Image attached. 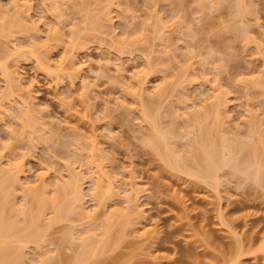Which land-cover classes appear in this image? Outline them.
Instances as JSON below:
<instances>
[{
    "label": "rangeland",
    "instance_id": "1",
    "mask_svg": "<svg viewBox=\"0 0 264 264\" xmlns=\"http://www.w3.org/2000/svg\"><path fill=\"white\" fill-rule=\"evenodd\" d=\"M53 1L0 0L3 9L8 10L12 4L20 7L23 19L31 27L25 33L20 28L10 30L12 20L9 24L5 20L6 28L0 35V64L17 72L18 86L23 91L11 89L17 92L15 96H25L34 108V119L40 117L38 121L44 127V133L40 130L33 136L20 135L19 118L14 119L11 112L17 106L9 110L11 106L2 102L6 113L0 111V167L7 162H20L24 171L19 178L21 184L33 182L42 173L48 181H55L65 177L68 168L79 172L84 182L90 181L87 173L91 171L86 168H89V136L94 135L99 148L94 160L115 187L113 192L104 188L102 197L97 195L101 205L96 223L103 222L113 211H118L120 217L116 214L117 220L112 222L109 215L111 224L107 222V228L106 221L97 228L96 223L92 224L91 231H87L95 235L99 241L95 245L101 251L79 264H226L225 260L233 257L229 247L238 240H243L239 264H264V250L260 248V235L264 231V180L258 182L263 184L259 186L252 177L244 179V174L233 168L231 172L227 166L217 171L213 186L204 182L206 179L201 182L202 179L187 172L188 175L167 167L154 146L151 148L146 141L152 134V118L163 134L174 130L175 135L169 141L180 156L188 151V143L199 128H207L210 137L219 140L212 113L203 120L202 111V121L198 125L191 122L189 126V116L183 112L186 106L194 104L199 109L205 101L210 102V98L205 99L214 88L212 94L216 91L222 101L218 108L221 123L224 121L222 130L230 128L236 135L237 126L239 138L244 140L247 135L244 123L250 122L251 146L257 144L260 150L249 161L260 159L264 163V0H247L245 3L249 5H241L242 10L238 4L235 6L238 0H116L117 5L114 3L110 8L108 0H65L64 5L59 3V8L54 7ZM69 28L77 29L81 49H71L68 44ZM56 30L62 34L54 36ZM17 45L24 50L33 49L39 62L48 63L52 74L45 75L37 66L38 61L31 57L15 61L11 53ZM70 54L81 69L60 71V60ZM67 59L65 63L69 66L71 61ZM139 76L150 93L148 99L134 102L131 96L138 90L135 81ZM4 79L0 72V96L6 90ZM154 86H165L164 95L155 97L151 92ZM13 96L18 102V97L16 100ZM144 110L150 117L142 120L139 114ZM198 111L196 114L201 115V110ZM190 114L191 118L195 115ZM234 140L237 156L242 158L241 155L250 153V148L248 151L247 146L242 148ZM260 165L264 171V164ZM248 169L252 170V166ZM126 185L139 191L130 203L133 212L126 209L128 204L121 193ZM14 186L8 185L10 195L5 208L10 210L14 206L15 212L11 208V214L9 211L6 214L16 219L19 232L26 216L16 209L22 196L18 186V190L12 189ZM89 189L88 182L84 183L79 208L74 202L70 206L66 203L60 220L57 217L53 221L52 209H59L56 202L55 208L45 207V218L42 215V221L34 226L42 231L43 243L41 239L42 247H38L42 253L48 254L46 250H50L48 255L54 256L57 250L66 258L64 264L75 263L80 238L86 231L83 228L93 223L78 217L82 207L89 210L95 203ZM51 194L52 189L50 197ZM30 200L27 204H36ZM104 229L110 233L107 241L101 234ZM153 229L154 238H149ZM253 231L258 238L248 243ZM32 245L23 246L20 264H37L39 256Z\"/></svg>",
    "mask_w": 264,
    "mask_h": 264
},
{
    "label": "bare ground",
    "instance_id": "2",
    "mask_svg": "<svg viewBox=\"0 0 264 264\" xmlns=\"http://www.w3.org/2000/svg\"><path fill=\"white\" fill-rule=\"evenodd\" d=\"M245 1H247V0H238L237 3L235 4V6L238 4L239 9L241 8L240 10H242L243 6L241 7V5H244V6L249 5V4H247L249 2L245 3ZM248 1H250V0H248ZM53 2H54L53 5H55L54 6L55 8L56 7L59 8V3H60V5H64L66 3L65 0H55ZM108 2L110 3V4L108 3V7L110 8L111 5L112 6L114 5L116 0H108ZM14 5L12 4L9 7V9H8L9 11L6 10V8H4L5 9L4 10L2 7H0V19H1V21H0V35H2V33H4V31H5V28H6L5 27L6 26L5 20L6 19H8V21L6 20V24L7 23L9 24L10 21L12 20L11 21L12 25L9 26L10 30H12L13 28L14 29L20 28L19 31L22 30L21 32L31 31L30 25L25 21V19H23L24 18L23 11L20 10L21 9L20 7H17V5L16 6H14ZM115 5H117V4L115 3ZM58 8H57V10L55 9L57 12H59ZM25 11H26V9H25ZM7 16H8V18H7ZM58 23L60 24L59 21H58ZM62 28L60 30H62ZM7 29H8V25H7ZM28 29H29V31H28ZM75 29L76 28L68 30V33L70 34V36H69L70 41L68 40V44H70L71 49L79 50L82 48V44L77 42V29L76 30ZM36 30L37 29H35V31ZM25 32H23V33H25ZM59 34H62V32L58 31V30L54 31V33H53L54 36H57ZM164 38H163V41L166 42L167 39H166V37H164ZM17 46H16V48L15 47L13 48L14 51H12V53H11L12 55L14 54L15 61H18V62L24 61V60H27L29 57H31V59L38 61L37 66L42 70V72L45 75H51L52 74V72L50 70V66H48V63L46 64L44 62L45 60L43 62H41V60H40V62H39L38 57L35 54V51L33 49L24 50V49H22V47H20V46L17 47ZM68 52L69 51H67V55H69ZM72 56L73 55L70 54V56L60 60V64H59V70L60 71H63V70H65V71L66 70L79 71V69H81L78 66V62L76 63V61H74L73 59H72L73 61L71 60ZM67 58H70V61H71V64L69 63L70 64L69 66L66 65V63H65L66 60H68ZM70 61H67V63ZM0 72H2V74L5 78L4 80L6 82V88H5L6 90L3 92L2 96H0V111H2L1 113H4V114L6 113V110L3 109L4 104L2 103L4 101H5V103L7 102L8 106H11L9 108V110L11 108L13 109L14 107L17 106L16 107L17 110L14 109V111L11 110V112L14 115V119H15V116H16V120H17V118H19L18 119L19 125L21 124L20 135L24 136V135L28 134L29 136L30 135L33 136V135H36V133H38L40 130H42L41 132L44 133L43 132L44 131L43 123L41 121H38L41 118L35 117V119H34L33 114L35 113V111H33L34 108L32 107L31 103H29L28 100H26L25 96L22 97L19 94H17V96H15L16 95L15 93H17V92L20 93L23 91L21 85L18 86V82H19L20 78L18 79L17 78L18 76L16 77L17 72L13 69L7 68L3 64H0ZM135 76H137V75L135 74ZM140 79H141V77L139 76L137 81H135L136 87H138V90L136 89L137 91H134L133 95L131 93V95H132L131 98H133L132 101L135 99L134 102L139 101V100L142 101L144 98L148 99V96H149L148 94L150 93V92H147L146 89L142 86V84H144V82L142 81L143 78H142V80H140ZM11 88L16 89L17 92L13 91ZM165 89H166L165 86H154L151 92L155 95V97H158V96L161 97L164 95ZM213 91H214V88H213L212 92ZM212 92L210 94V97L205 99V100H209V98H210V100H209L210 102H206L204 100L206 103L204 102L201 105L202 108L200 107L199 109H197L195 107V105L192 104L190 106L193 107V108H191L193 110L190 109V111H189L188 108L190 106L189 107L186 106V107H184V109L186 111H184V109H183V112H184V114L189 116L188 120H190V121L187 124L189 126H190L189 123H191V122H192L191 125H196V124L198 125L202 121L203 118H204L203 120H206L205 116L207 117L210 113H212V116H213L212 122L214 125L213 128H215L216 133H218V132L220 133V134H218L219 140H217V139L215 140V137L214 138H212V136L210 137V134L208 133L207 128H205V129L199 128L198 134H195L194 135L195 137L192 138V140L188 143V146H189L188 151L187 150L185 151V155L188 156V158H185V155H182L183 157L180 156L179 151H176L174 146L172 145V143L169 141L170 137L175 135L174 130H171L172 132L171 131L170 132L165 131L163 134L161 129L159 131L158 125L156 123L154 124L155 118H152V119H150V122H152V124H153V126H152L153 130H152L151 136L149 137L151 139V141L149 138L146 139V141L148 142V145L150 144L149 146L151 148H153V146H154L153 150L157 151L158 156L161 159H163V162L166 164V166L168 164L167 167L170 166L169 168H172V170L174 169V171L178 170L179 172L181 171V173H185V174L188 173L189 175H192L193 177H196V178L198 177L197 178L198 180L201 181V179H202L201 182H203V180L206 179V181L204 180V182L213 183V186H214V184L216 183L215 181H217V180H215L217 177L216 176L217 171L223 167L228 166L231 170L233 168V170L235 172L238 173V171H239V173L241 175L244 174V176H245L244 179H248V178L251 179V177H252L253 182L255 184H258L259 186L263 185V184L258 183V182H260L261 180H264V171H262L263 168H261V165H260V164H264V163H261L262 161H260V159H254V162L249 161L250 157H251V159H253V157H255V155H257V152H259V151H257V149H259L256 146L257 144L251 146V143H250L251 142L250 140L252 139V136H253V130H252L253 128H251L252 127L251 123L250 122H247L248 124H246V122L244 123L246 126V134H247L244 137V140H241L239 138L240 130L237 126L234 127V129L236 128V135L237 136L235 135V133H233V134L231 133L232 131H230V128L226 127L227 128V130H226V128L224 127V131H223L222 127L224 126V121H222V123H221V120H222L221 115L218 114V108L222 104V101H221L220 97L215 93L216 91L213 94H212ZM13 94H14L16 100L18 97V102L14 101L15 99H12ZM14 96H13V98H14ZM150 99H152L151 96H150ZM8 102H11V105ZM150 102H151V100H150ZM153 102H154V100H153ZM13 103H15V105H13ZM19 104H20V107L18 106ZM145 110L143 111V113L141 112L139 114V116L142 120H144L143 118L147 117L146 119H148L150 117V115L148 113H145ZM197 110H199V111L201 110V115H200L199 111H198L199 113L196 114ZM187 111L189 112V114H187L188 113ZM202 111L205 113L203 118H202V114H203ZM190 112L195 114L193 116V118L190 117V115H191ZM141 114H143V116ZM13 115L11 116L12 118H13ZM214 121H215V123H214ZM220 123H221V125H220ZM218 124H219V126H218ZM154 125H156L155 129H154ZM215 126L217 128L221 127L220 131L219 130L217 131V128ZM221 130L223 131V135H222ZM225 130H226V133H225ZM237 131H238V133H237ZM166 134H167V136H166ZM229 134H230V136H229ZM230 139H231V142H230ZM234 139H236V140H234ZM233 140H234V142L238 141V145H240V147L242 146V148L243 147L246 148V146H247L248 151L250 148L251 149L250 153L248 152L247 154L241 155L242 158H240L239 155L237 156L236 153H237L238 149H237V147H235V150H234ZM216 141H218V144L216 143ZM89 144H90L89 145L90 146V153L88 156L89 161L87 162V166L89 165V168H86V170H88L89 172L91 171V172L89 175L87 173L88 178H90V181L87 178L88 179L87 182H88L89 188H90L89 191L90 192L92 191L91 195L90 194L89 195H90V197L91 196L93 197L92 201H93V199H95V203L93 204V207L90 208L89 210L85 209V211H84V209L82 207L83 211H82V209H80V212L78 215V217H80V219L79 218L78 219L79 220L88 219V221L89 220L93 221V223L90 222L91 223L90 227L88 226L86 228H83V230L86 229V231L83 232V231H81L82 229L80 230V234L83 232L82 237L80 238L81 246L79 247V251H78L79 254H76V257H74V261L76 259L74 264L82 263V261L83 262L86 261L89 258V256L91 257L92 255H95L99 251H101V248H99V245L96 246L97 242H99V241L97 240V238L95 239L94 234H90L91 233L90 231L93 228V225L96 223V219L98 217V215H97L98 214V207L101 205V201L99 200V196L97 197V195L103 194L102 191L104 188H105V191H108V192H113L114 188H115L114 183L111 180H109V178L103 172L101 165L97 164L94 160V158L96 157V155L99 151V148L97 147V142L95 141L93 134L91 136H89ZM196 144H198V145H196ZM191 145H193V146L191 147ZM240 147H239V149H240ZM175 151L179 154V156L177 155V153ZM186 152H187V154H186ZM263 154H264V150H263ZM74 156H76V152H75ZM73 158H76V157H73ZM256 160H259V163L256 162ZM66 166H68V165H66ZM251 166H252V170L248 169ZM253 169H254V171H253ZM233 170L231 172H233ZM23 172H24L23 166L20 162H7L4 167L3 166L0 167V199H1V196H3V198L0 200V264H20L19 263V262H21L20 260L22 258H24V256H22V254H23L22 248L26 244H31V245L33 244L32 248L34 250L36 249L37 257L39 256L38 259L36 260L37 264H64V262H66V261H64L63 258H65V257L62 254H59L57 250L55 252L58 255L55 253L54 256L52 255L53 257L48 255L50 253L49 252L50 250L49 251L46 250V252H48V254L42 253V251H40V249L38 247H42V243H43L42 236L43 235H42V231L40 233V230L35 229L34 226H36L37 223L42 221L41 216L44 215V212L46 211L45 207H46V209H48L49 206H51V208H52V206H53V208H55L53 205V204H55V202L57 203V207L59 209H57V208L52 209L54 211L52 213L53 221H55L57 219V217L59 220L62 219L61 218L62 209L66 208L65 206L67 204H68V206H70L74 202L73 204H78V208H79V205L84 198L83 185H84V183H87V182L86 181L84 182V180H83L84 178H83V176H81V174L79 172L77 173V172H75V170H69V168H68L65 177H62V176L58 177L57 179H55V181L54 180L48 181L45 173H42V174H39L38 177L35 178L36 180H34L33 182L29 183L28 181H26L25 183L23 182V184H21L22 182L19 183L20 182L19 178L21 176H23V174H24ZM246 177H248V178H246ZM20 180H21V178H20ZM46 180L48 182H46ZM212 180H213V182H212ZM102 182H105V185H103ZM11 184L15 185L12 188L13 190L15 187L17 188V186H18V188L20 189L19 192L21 191V196H22V201H21L22 203L21 202L19 204L15 203V207H16V204L20 205L19 207H16L17 211L21 212L23 217H24V215L26 216V218L23 219V221H22V228H21V230L19 229V232H17L18 223H17L16 219H13V217H11V215L9 216L6 214L8 211L11 214V212L14 209V206L10 207V210L12 208V211L10 212L9 209H6L7 207L5 208V205H6L5 201H6V199H9V195H10V193H9L10 186L8 188V185H11ZM50 187L52 189V194H51L52 197H50V190L51 189L48 191V188H50ZM18 188H17V190H18ZM7 189H8V191H7ZM138 192H139L138 189L136 187H133L132 185H130V186L128 185V187L126 185V188L123 187V190L121 193H123L124 201L128 204V207L126 208L127 210L132 211V212L135 210L134 208H132V210H130L131 209L130 203L132 202L133 199H135L137 197ZM47 193L49 196L47 195ZM7 195H8V197H7ZM118 195H119V193H118ZM4 197H5V199H4ZM101 197H102V195H101ZM31 198H32V201H35V203H36L35 205L33 202H30L27 204V201H29ZM96 198H97L98 202H96ZM69 199L71 202L69 201ZM63 200H65V201H63ZM68 201H69V203H68ZM59 202H61L60 206H59ZM6 203H7V201H6ZM31 203H33V206H31V209H30ZM81 206H82V204H81ZM32 207H35V208L33 209ZM60 208H61V210H60ZM58 210H60V212ZM56 211H58V212H56ZM14 212L15 211H13L12 213H14ZM110 213L107 214L108 215L107 217L106 216L104 217L103 222H102V220H101V223L98 221V224L96 223V225H94V227L97 228V225L100 226L101 224L103 226L105 221H106V223H105L104 227H106V226L109 227V224L107 223V222L111 221V220L107 219V218H109V215H110L111 219L113 217L112 222L116 221L117 217L115 215L117 213L119 214V212L113 211ZM118 214H117V216H118ZM124 215H127V214H124ZM27 216H28L29 222L26 223L25 220H28ZM45 216H46V214L44 215V218H45ZM114 216L116 218H114ZM40 217H41V220H39ZM62 217H63V213H62ZM119 217H120V215L118 216V218ZM97 220H99V218ZM24 221L26 224H24ZM232 221L233 220H229L230 223H232ZM254 222L255 221L252 220V223H254ZM110 224H111V222H110ZM47 225H49L48 222H47ZM244 225L246 226L245 223H244ZM26 226H27V228L29 226V228L27 229ZM88 229H90V231H87ZM10 232H13V234L11 235ZM154 232H155L154 229L149 232V234H150L149 238L150 237L154 238V236H153ZM101 234L102 235L104 234V238L102 237L104 240L107 241L109 239L110 233H109L108 229H104L103 233H101ZM257 234L258 233L256 231L255 232L253 231L252 234L247 239V242L251 243L254 240H256L258 238ZM144 235H145V232H144ZM144 235H141V236H144ZM92 238H93V240L95 239L94 243H93ZM41 239H42V241H41L42 243H40ZM260 239H261V247L260 248H261V250H264V231L260 235ZM95 241H97V242H95ZM13 242L14 243L19 242V243H18V245H17V243L14 245ZM20 243H22L24 245L21 244L22 245L21 246ZM95 243H96V245H95ZM235 244L232 246V248L229 247L230 250L228 252H229V254H232L233 257L226 259L225 260L226 264H239L238 259L243 255V249H242L243 240H238ZM38 253H39V255H38ZM232 255H230V256H232ZM56 256L59 258L58 260H57ZM61 258H62V260H61ZM54 260H55V262H54ZM60 261H61V263H60ZM32 263H29V264H32ZM67 263H69V262H67Z\"/></svg>",
    "mask_w": 264,
    "mask_h": 264
}]
</instances>
